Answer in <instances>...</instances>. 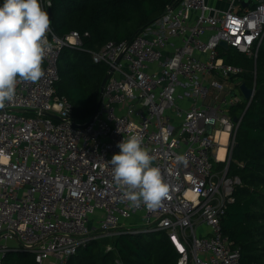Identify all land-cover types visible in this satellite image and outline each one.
Segmentation results:
<instances>
[{"label": "built area", "instance_id": "obj_1", "mask_svg": "<svg viewBox=\"0 0 264 264\" xmlns=\"http://www.w3.org/2000/svg\"><path fill=\"white\" fill-rule=\"evenodd\" d=\"M263 39L264 0H229L227 9L181 0L130 41L90 51L112 72L95 114L80 122L56 83L61 50L81 48L82 36L50 29L44 76L18 83L0 109V264L10 252L67 264L89 243L127 232L167 234L177 264H241L222 219L240 184L228 171L243 114L235 122L231 111L250 102L240 89L244 69L224 61L220 44L256 62ZM133 134L169 185L156 210L130 206L112 179L109 162ZM97 211L104 218L92 223ZM139 213L142 228H127L122 220Z\"/></svg>", "mask_w": 264, "mask_h": 264}, {"label": "trees", "instance_id": "obj_2", "mask_svg": "<svg viewBox=\"0 0 264 264\" xmlns=\"http://www.w3.org/2000/svg\"><path fill=\"white\" fill-rule=\"evenodd\" d=\"M181 0H52L51 29L64 39L72 32L82 36V47L65 46L58 58L56 90L73 105L74 118L86 122L95 114L101 85L108 72L95 63L90 51L106 43L130 41ZM3 0H0V5ZM48 12V11H47ZM88 33V36L85 34ZM227 64L244 69L241 82L255 88L247 103L234 107L233 118L242 116L228 175L238 177L235 202L222 219L226 236L241 248V264H264V39L256 62L234 48L221 49ZM111 244L113 250L106 252ZM179 255L167 234L125 233L89 243L67 264H177ZM4 264H37L33 255L10 252Z\"/></svg>", "mask_w": 264, "mask_h": 264}, {"label": "clouds", "instance_id": "obj_3", "mask_svg": "<svg viewBox=\"0 0 264 264\" xmlns=\"http://www.w3.org/2000/svg\"><path fill=\"white\" fill-rule=\"evenodd\" d=\"M52 6L47 0V7ZM52 21L40 0H3L0 5V109L12 103L18 83H36L44 76L43 62L51 50L48 33ZM109 162L112 179L132 207H161L169 185L155 157L140 135L119 142Z\"/></svg>", "mask_w": 264, "mask_h": 264}, {"label": "water", "instance_id": "obj_4", "mask_svg": "<svg viewBox=\"0 0 264 264\" xmlns=\"http://www.w3.org/2000/svg\"><path fill=\"white\" fill-rule=\"evenodd\" d=\"M48 13H49V16H50V19H51V14H52V13H51V9H48ZM220 46L223 47V48H225L226 50L229 49L227 43H225V42H221ZM111 72H112V68H109V69H108V72H107V74H106V76H105L104 79H103L102 85H101L102 91H103V89H104V87H105V85H106V82H107V80H108V78H109ZM240 89H241V92H242L244 98H245L248 102L251 103V101H252V99H253V97H254V95H255V88H254V87L250 88L246 83H241V85H240ZM102 91H101V92H102ZM250 103H249V105H250ZM249 105H248V106H249ZM248 106L246 107V109L248 108ZM16 112L24 113L25 111H24V110H16ZM42 114H43L44 116H48V117H52V118H57L56 115H54V114L51 113V112H42ZM238 120H239V119H238L237 117L234 118V121H235V122H238ZM208 131L211 132V127L208 128Z\"/></svg>", "mask_w": 264, "mask_h": 264}, {"label": "rangeland", "instance_id": "obj_5", "mask_svg": "<svg viewBox=\"0 0 264 264\" xmlns=\"http://www.w3.org/2000/svg\"><path fill=\"white\" fill-rule=\"evenodd\" d=\"M224 141V138H223ZM104 218V214L101 211H97L91 219V222H96L98 223V221L102 220ZM124 222V225L127 228H133V227H137V228H142L143 226V219H142V214L139 213L137 215H133L132 218L127 219V220H122Z\"/></svg>", "mask_w": 264, "mask_h": 264}, {"label": "crops", "instance_id": "obj_6", "mask_svg": "<svg viewBox=\"0 0 264 264\" xmlns=\"http://www.w3.org/2000/svg\"><path fill=\"white\" fill-rule=\"evenodd\" d=\"M209 3L218 9H227L229 6V0H208Z\"/></svg>", "mask_w": 264, "mask_h": 264}, {"label": "bare ground", "instance_id": "obj_7", "mask_svg": "<svg viewBox=\"0 0 264 264\" xmlns=\"http://www.w3.org/2000/svg\"><path fill=\"white\" fill-rule=\"evenodd\" d=\"M222 151H223V149H221V154H220V156H222Z\"/></svg>", "mask_w": 264, "mask_h": 264}]
</instances>
